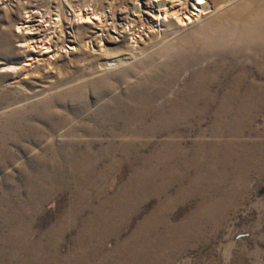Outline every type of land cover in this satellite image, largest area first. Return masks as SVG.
I'll return each mask as SVG.
<instances>
[{"label": "rangeland", "instance_id": "374dc122", "mask_svg": "<svg viewBox=\"0 0 264 264\" xmlns=\"http://www.w3.org/2000/svg\"><path fill=\"white\" fill-rule=\"evenodd\" d=\"M130 1L0 0V264H264L262 29L98 77L71 14ZM152 2L148 39L184 0ZM132 41L110 54L133 59Z\"/></svg>", "mask_w": 264, "mask_h": 264}, {"label": "bare ground", "instance_id": "6f19581e", "mask_svg": "<svg viewBox=\"0 0 264 264\" xmlns=\"http://www.w3.org/2000/svg\"><path fill=\"white\" fill-rule=\"evenodd\" d=\"M75 1L76 0H66L70 6H72ZM145 1L148 3L147 7L144 6V0H131L129 5L120 7L121 9L119 11H114L111 5V7L109 6L110 8L108 7L109 9H93L88 11L84 10V8H79L72 12L71 18L69 19L71 27H85L91 29L84 30L85 33L80 31L75 32L72 48L80 53L98 54L97 76H105L107 74L129 69L136 65L140 59L145 57L160 55L162 58L167 53L168 48L178 40L177 38L185 42L191 40L198 42L200 38H204V41L220 40L223 36V32L227 31L224 30L225 28L235 29L234 31L241 34L245 31L242 30L243 27L258 23V27L262 30H260V36H257L256 39H260L259 43L264 41V0L262 4V13L258 15V18H261V20L251 14V10L260 7L261 0H227L225 1L226 4L223 5L224 7L222 6V1V7L218 9L211 6V0H184L180 10H177V13L172 10L170 11V9H165L164 11L160 10L158 12L156 20L154 21L157 26L153 27L154 32L152 34L149 33V39L145 36V31L140 32V28L138 27L139 23L141 26L148 25L146 13L150 10L149 5L154 6L152 0ZM190 5H192L196 11L187 18H183V15L187 13L185 9L188 10ZM165 6L166 2H163L158 5V8L164 9ZM202 13L205 14L202 15ZM92 16L96 18L97 22H93ZM56 17L57 19L54 20V26L62 29L59 33L64 37V40H67V38H69L67 37L68 33L66 30H63L62 27L65 18L63 14H58ZM43 19H46L45 16H43ZM125 23H135V26L127 27ZM161 27L164 28V31L160 30ZM95 28H99L100 30H94ZM155 28L159 30H155ZM25 30L28 31V34L32 33L30 28ZM25 30H22V32L24 33ZM86 33L90 36L88 39H86L87 35H84ZM129 36L133 37L131 43L127 42L129 51L138 52V50H147L140 51L139 53L136 52V55L130 60H128L130 54L111 55L109 45L123 44L126 39L128 41ZM49 42H51V40H49ZM154 44H161V47L150 50ZM27 47L30 49V45ZM85 82H87V80ZM71 139L72 138H70V141L73 142V139Z\"/></svg>", "mask_w": 264, "mask_h": 264}]
</instances>
